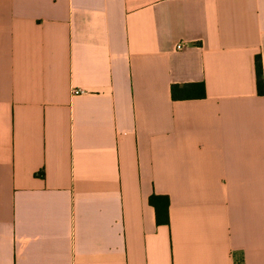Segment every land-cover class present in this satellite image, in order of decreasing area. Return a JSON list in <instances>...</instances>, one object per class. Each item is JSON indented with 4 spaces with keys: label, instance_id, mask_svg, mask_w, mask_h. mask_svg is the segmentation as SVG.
<instances>
[{
    "label": "crops",
    "instance_id": "1",
    "mask_svg": "<svg viewBox=\"0 0 264 264\" xmlns=\"http://www.w3.org/2000/svg\"><path fill=\"white\" fill-rule=\"evenodd\" d=\"M0 264H264V0H0Z\"/></svg>",
    "mask_w": 264,
    "mask_h": 264
},
{
    "label": "trees",
    "instance_id": "2",
    "mask_svg": "<svg viewBox=\"0 0 264 264\" xmlns=\"http://www.w3.org/2000/svg\"><path fill=\"white\" fill-rule=\"evenodd\" d=\"M262 67L260 56H255V80L258 93L263 92L262 84ZM203 86L200 83H190L184 85H173L171 87L172 98L183 99L192 97V95H203ZM149 202L153 205L155 210V217L157 223L168 224V207L169 198L167 195H151Z\"/></svg>",
    "mask_w": 264,
    "mask_h": 264
},
{
    "label": "built area",
    "instance_id": "3",
    "mask_svg": "<svg viewBox=\"0 0 264 264\" xmlns=\"http://www.w3.org/2000/svg\"><path fill=\"white\" fill-rule=\"evenodd\" d=\"M183 46H184V44L182 42H178V43L175 44L174 48L175 49H181ZM84 92L85 91L82 88H74L72 90V93L73 94H82Z\"/></svg>",
    "mask_w": 264,
    "mask_h": 264
}]
</instances>
